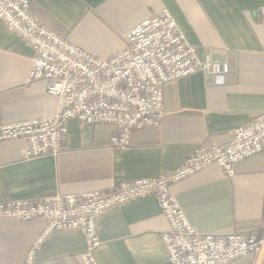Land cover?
I'll use <instances>...</instances> for the list:
<instances>
[{"label": "crops", "instance_id": "0c3cea01", "mask_svg": "<svg viewBox=\"0 0 264 264\" xmlns=\"http://www.w3.org/2000/svg\"><path fill=\"white\" fill-rule=\"evenodd\" d=\"M41 24L90 54L108 58L125 48L126 34L168 8L197 56L226 60L223 83L202 72L171 80L157 127L133 133L127 149L111 146L114 127L72 119L67 148L55 156L25 158L22 138L0 137V202L37 200L58 193L114 190L180 166L203 142L226 143L230 132L264 112V0H31ZM32 48L0 20V125L54 114L58 100L44 80H30ZM232 178L213 165L173 185L191 223L201 232L264 231V150L239 161ZM45 220L0 217V264H24ZM168 229L153 196L101 213L100 264H171L161 234ZM35 264H85L78 229L49 234ZM259 252L232 264H257ZM261 264H264V259Z\"/></svg>", "mask_w": 264, "mask_h": 264}, {"label": "built area", "instance_id": "2783aa9c", "mask_svg": "<svg viewBox=\"0 0 264 264\" xmlns=\"http://www.w3.org/2000/svg\"><path fill=\"white\" fill-rule=\"evenodd\" d=\"M31 0H0V20L33 50L30 80L42 79L47 93L58 100L51 116L0 125L3 139L22 138L24 157L55 156L67 148L72 119L114 127L111 146L127 149L132 135L161 124L165 86L173 79L202 72L223 83L230 71L226 60L206 53L197 56L168 8L139 22L127 32L125 48L108 58L90 54L40 23L30 11ZM264 19V7L259 16ZM226 143L207 141L196 146L177 168L158 176L131 180L114 190L48 196L37 200L0 202V217L21 221L45 220L43 234L32 245L24 264H35L39 244L58 229H78L85 237V264H100L98 220L102 212L135 199L158 200L168 229L161 234L171 264H232L256 254L263 245L258 232L201 233L190 221L173 185L218 165L229 178L236 163L264 150V112L230 132Z\"/></svg>", "mask_w": 264, "mask_h": 264}, {"label": "water", "instance_id": "95a60500", "mask_svg": "<svg viewBox=\"0 0 264 264\" xmlns=\"http://www.w3.org/2000/svg\"><path fill=\"white\" fill-rule=\"evenodd\" d=\"M263 240H264V235H263ZM259 254L260 255H259V259H258L257 264H261L263 259H264V242H263V245H262V247H261V249L259 251Z\"/></svg>", "mask_w": 264, "mask_h": 264}, {"label": "trees", "instance_id": "16d2710c", "mask_svg": "<svg viewBox=\"0 0 264 264\" xmlns=\"http://www.w3.org/2000/svg\"><path fill=\"white\" fill-rule=\"evenodd\" d=\"M258 233H259V237L261 236H263V233L262 232H260V231H257Z\"/></svg>", "mask_w": 264, "mask_h": 264}, {"label": "rangeland", "instance_id": "374dc122", "mask_svg": "<svg viewBox=\"0 0 264 264\" xmlns=\"http://www.w3.org/2000/svg\"><path fill=\"white\" fill-rule=\"evenodd\" d=\"M263 233V235H264V231L262 232ZM263 237V236H262ZM261 236H260V238H262Z\"/></svg>", "mask_w": 264, "mask_h": 264}]
</instances>
